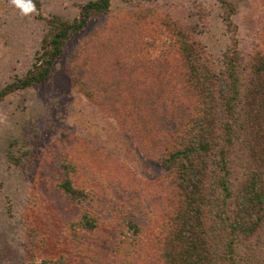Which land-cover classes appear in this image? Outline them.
I'll use <instances>...</instances> for the list:
<instances>
[{"label": "rangeland", "instance_id": "1", "mask_svg": "<svg viewBox=\"0 0 264 264\" xmlns=\"http://www.w3.org/2000/svg\"><path fill=\"white\" fill-rule=\"evenodd\" d=\"M39 1L37 9L30 0H0V90L33 67L48 29L43 17L57 14L73 20L91 0ZM111 6L109 16L117 22L147 12V7L168 11L182 24L193 25L217 65L224 66V52L230 44L224 3L153 0L133 6L112 0ZM107 19L91 20L74 34L46 80L11 92L0 104V264H39L42 260V264H50L48 260L55 264H155L146 258L144 232L134 234V227L145 223L148 214L142 209L153 202V190L163 180L160 160L152 153L155 150L147 149L149 134L143 131L156 124L155 117L147 114L159 112L160 105L144 104L133 118L134 106L141 107L147 92L153 93L140 80L152 83V79L143 73L129 81L121 70L122 78L117 79L111 70L116 57L130 63V49L152 48L151 41L164 27L160 18L151 17L140 33L142 46L133 41L124 49L122 38L112 41L103 33ZM233 21L242 54L264 50V0H242ZM79 78L94 97L84 94ZM123 84L130 87L132 105L111 101L123 96ZM105 89L110 99H105ZM139 94L141 101L136 102ZM165 108L173 112L171 103ZM134 125L140 127L141 135L134 133ZM85 155L91 158V167L100 169L101 182L85 163ZM66 181L85 193L81 201L64 190ZM101 184L106 185L103 194L99 193ZM117 207L127 212L121 223L112 220Z\"/></svg>", "mask_w": 264, "mask_h": 264}, {"label": "trees", "instance_id": "2", "mask_svg": "<svg viewBox=\"0 0 264 264\" xmlns=\"http://www.w3.org/2000/svg\"><path fill=\"white\" fill-rule=\"evenodd\" d=\"M30 1L39 9V0ZM121 1L136 6L153 0ZM217 1L227 7L223 19L230 32L222 67L196 37L194 26L182 24L168 11L147 7V12L117 22L109 16L112 0H91L73 20L57 14L43 17L48 29L33 67L0 90L1 104L11 92L46 80L65 44L91 20L108 18L103 33L112 41L122 38L123 48L129 49L133 41L139 46L144 43L140 34L143 24L151 17L160 18L164 32L151 41L153 47L147 51L143 47L145 52L130 49V63L116 57L111 70L117 79L122 78L118 70L124 78L137 79L144 73L152 79V83L140 80L146 91L153 89V93L147 92L146 101H141V94L134 99L142 105L134 106L130 112L133 118L144 104L160 105L159 112L147 114L155 117L156 124L143 131L149 134L147 149L155 150L152 153L160 160L163 180L153 190V202L142 209L148 214L145 223L134 227V234L144 232L146 258L155 264H264V50L257 48L246 55L240 52L233 16L242 0ZM153 55L164 60L158 62ZM77 82L88 98L95 96L80 78ZM123 86V96L111 101L132 105L130 87ZM105 91V99H110V92ZM169 103L173 112L165 108ZM132 127L141 135L139 126ZM85 156V163L101 182L100 169L91 167V158ZM70 183H64V190L81 201L85 193ZM105 187L101 184L99 193H105ZM113 211L116 216L112 220L117 222L127 213L121 207ZM92 246L96 248V241Z\"/></svg>", "mask_w": 264, "mask_h": 264}]
</instances>
